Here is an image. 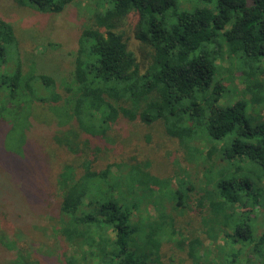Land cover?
Returning <instances> with one entry per match:
<instances>
[{"label":"trees","instance_id":"16d2710c","mask_svg":"<svg viewBox=\"0 0 264 264\" xmlns=\"http://www.w3.org/2000/svg\"><path fill=\"white\" fill-rule=\"evenodd\" d=\"M13 1L48 13L75 2ZM93 1V23L74 59V88L62 95L51 74L24 82L30 103L35 84L47 90L40 101L62 109L69 130L59 141L47 197L40 187L34 204L13 197L3 205L13 220L26 206L42 212L47 239L27 244L22 230L13 241L0 238V246L16 249L11 263L0 264H39L31 250L45 246L57 248L63 264H171L184 255L190 264H264V117L248 110L264 106V0ZM130 16L137 17L134 38L147 51L144 68L119 30ZM0 40L18 50L13 71L0 82L18 105L24 64L15 29L3 19ZM224 45L248 102L221 104L231 91L219 78ZM121 120L161 124L188 163L197 159L192 142L204 137L210 145L198 171L204 184L180 166L173 186L172 178L152 173L148 157L97 165L99 149L77 141L79 133L105 138ZM168 246L183 255L167 256Z\"/></svg>","mask_w":264,"mask_h":264},{"label":"rangeland","instance_id":"374dc122","mask_svg":"<svg viewBox=\"0 0 264 264\" xmlns=\"http://www.w3.org/2000/svg\"><path fill=\"white\" fill-rule=\"evenodd\" d=\"M95 10L96 5L93 0H75L61 13L40 12L28 5L20 6L13 0H0V19L14 27L19 42L17 48L24 64V77L18 105L13 104V100L7 97V89L0 85V230L3 233L0 238H4L5 242L13 241L16 230L27 232V234L24 233L27 235V244L33 245L38 239H47L44 231L46 223L42 212L26 206L21 210L24 215L13 220V215L6 211L3 205L6 202L13 204V197L20 202L34 204L38 196L36 190L40 187L44 191L42 200L47 197L51 189L52 170L57 163L56 155L59 154L58 149L61 147L59 141L69 130L64 126L66 123L64 111L59 109L60 113L58 108L47 107L40 101L46 89L35 84V90H30L34 103L33 101L30 103L24 82L36 74H51L57 80V91L62 95H66V88H74L71 74L74 69L76 51L79 49V39L83 30L93 23ZM136 24L137 17L130 16L121 22L119 30L123 31L128 38L130 48L135 51L141 67L144 68L149 60L144 44L134 38ZM227 50V46L224 45L222 51L225 52V56L223 60L218 61L221 66L219 78L221 77L220 80L226 86H230L231 91L221 100V104L241 100L248 102L250 95L244 92L245 84L233 72L231 65L234 59L227 56ZM18 58L16 48L7 47L0 42V82L11 74ZM19 105L22 107L18 108ZM249 105L250 113L254 111L255 115L264 117V106ZM148 135L151 137L147 142ZM78 140L90 141L94 148L99 149L97 161L99 166L109 161L127 160L130 156H136L139 160L148 157L153 163L152 173L159 177L172 178L173 186L177 183L173 173L180 166L191 176L197 175L200 185L204 184L202 175L198 174V171L203 170V161L210 146L204 137L192 142L195 149L191 153L195 154L197 159L189 163L185 160V152L179 147L178 142L166 135L161 124L147 126L141 122L121 120L108 131L105 138H94L80 132ZM147 208L149 213L154 212L152 206ZM14 221L17 223L13 224ZM261 222L263 220L260 215L256 224L257 234L262 232L264 225L262 229L258 228ZM198 234L203 236L200 230ZM17 238L21 241V236ZM2 246H0V260L11 263L16 249ZM169 248L171 246L164 248L167 256L172 255L176 260L178 256L183 255L182 250L176 249L171 252ZM21 249L24 250V248ZM69 252H71L70 249ZM30 256L38 258L36 260L39 264H63L64 262L63 256L57 248L52 246L32 248ZM190 263L184 255L183 261L179 263L174 261L171 264Z\"/></svg>","mask_w":264,"mask_h":264}]
</instances>
